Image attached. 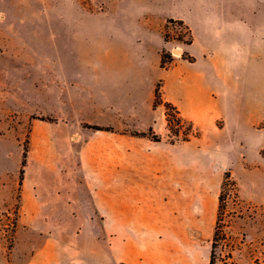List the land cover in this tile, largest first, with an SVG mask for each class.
<instances>
[{"label":"rangeland","instance_id":"rangeland-1","mask_svg":"<svg viewBox=\"0 0 264 264\" xmlns=\"http://www.w3.org/2000/svg\"><path fill=\"white\" fill-rule=\"evenodd\" d=\"M239 1L241 13L232 14L226 26L233 35L246 28L245 57L237 61V39L219 42L234 49L232 61L210 64L214 85L207 93L213 108L197 111L192 120L181 115L180 126L171 117L173 131L167 132L171 142H183L189 134L198 148V157L193 156L197 170L184 176V188H193V204L187 212L183 207L182 234L173 240L190 264H209L210 257L213 264H264V0H231L232 7ZM119 2L0 0V264H23L31 236L42 235L58 238L62 264L92 261L80 250L85 242L92 244L79 237L89 224L69 221L79 210L65 205L62 193L69 182L61 173L65 161L69 164V143L66 151L58 149L49 132L47 83L53 76L94 72L98 56L120 54L112 32L91 30L93 21L82 14L87 8L110 11ZM162 33L167 45L162 51L172 58L165 70L181 60L190 62L180 50L189 37L186 26L167 20ZM226 172L230 179L220 203ZM33 188L42 189L39 204ZM95 225L99 229L93 223L92 230ZM33 262L43 264L39 257Z\"/></svg>","mask_w":264,"mask_h":264},{"label":"crops","instance_id":"crops-1","mask_svg":"<svg viewBox=\"0 0 264 264\" xmlns=\"http://www.w3.org/2000/svg\"><path fill=\"white\" fill-rule=\"evenodd\" d=\"M237 11L241 13V2L232 7L231 0H120L110 11L84 9L82 14L93 21L90 29L111 31L121 49L117 55L98 56L94 72L77 71L58 80L53 76L47 83L49 132L58 149L66 151L69 143V164L65 161L61 172L69 182L62 193L65 205L79 208L69 221L89 224L79 237L92 244L85 242L80 250L92 261L82 264H190L173 240L182 234L183 207L187 212L193 204V188H184V176L197 170L193 156L198 157V148L191 140H167L165 112L153 107L154 90L161 81L162 97L185 119L210 111V64L232 61L234 49L219 42L237 39L235 61L246 54V28L233 35L226 26ZM167 20L190 30L192 42L180 50L194 59L169 70L160 67ZM150 128L160 141L135 135ZM32 190L39 204L42 189ZM93 223L99 229L95 225L92 230ZM33 238L23 264H36L37 257L43 264H62L58 238Z\"/></svg>","mask_w":264,"mask_h":264},{"label":"trees","instance_id":"trees-1","mask_svg":"<svg viewBox=\"0 0 264 264\" xmlns=\"http://www.w3.org/2000/svg\"><path fill=\"white\" fill-rule=\"evenodd\" d=\"M173 22V20H168V23ZM178 24L180 25H184L182 22L178 21ZM186 30L188 31L189 37L188 39L185 41V44H190L192 42V36L190 33V30L186 27ZM184 56H187L186 59H188L190 62L194 61L192 57H190L189 55L183 54ZM172 62V58L170 56H166L165 52L162 51L161 53V60H160V67L162 69H167V65L169 63ZM161 81H159L156 84L155 90H154V101H153V107L154 109L160 105L164 106L165 108V117H166V122H167V128L169 131H173L172 127H171V117L174 118V120L177 122V125L180 126V124L182 123V119L179 115V111L177 110V108L170 102H164L162 99V90H161ZM172 112V114H171ZM85 127L93 129V130H107V131H112L111 127H102V126H97V125H85ZM178 131H175V135H178ZM135 135L138 136H148L150 137L152 140L154 141H160V136L156 135L155 132L153 131L152 128H150L147 132L145 133H135ZM183 141H188L189 140V134H185L183 139ZM26 157H27V147L24 146L23 148V153H22V160H21V168L19 171V180H18V184L19 186L22 185V180H23V175H24V167H25V163H26ZM229 179H230V173L226 172L224 175V181L222 183V192L219 195V202L221 203V201L223 200V191L225 189V186L229 184ZM233 184V182L231 183ZM220 211H221V205L219 204L218 207V213H217V223L219 222V218H220ZM217 237H218V230H215L214 232V236H213V242H217ZM213 243V245H214ZM209 264H213V260L210 257L209 260Z\"/></svg>","mask_w":264,"mask_h":264}]
</instances>
